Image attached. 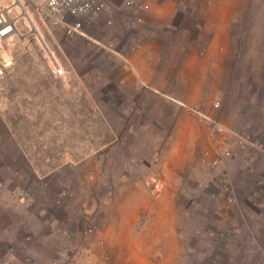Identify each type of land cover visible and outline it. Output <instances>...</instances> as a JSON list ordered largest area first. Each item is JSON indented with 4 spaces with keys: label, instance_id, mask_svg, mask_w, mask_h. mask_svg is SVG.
<instances>
[{
    "label": "rangeland",
    "instance_id": "1",
    "mask_svg": "<svg viewBox=\"0 0 264 264\" xmlns=\"http://www.w3.org/2000/svg\"><path fill=\"white\" fill-rule=\"evenodd\" d=\"M44 1L0 0V12H7L15 29L4 41L13 66L0 77L3 161L23 170L24 153L48 170L62 155L64 180L55 191L61 215L69 210L79 219L66 232L88 250L105 222L118 230L114 222L121 212L134 219L135 230L149 214H127L123 192L75 177V166L89 154L110 152L117 169L135 170L145 158L151 170L175 141L171 167L193 178L186 189L172 193L173 206L152 217L161 222L154 227L161 237L143 241L149 254L124 264H229L232 257L215 254L222 251V239L213 249L201 241L200 149L205 131L220 125L231 126L237 135L252 130L264 136V0H169L171 8L146 29L132 9H111L96 23L84 21L86 37L64 36L45 25L38 16ZM142 40L167 43L159 54L145 55L144 64L170 67L168 78L156 74L164 85L158 93L120 94L125 75L135 71L125 57L139 52L131 46ZM58 67L63 74H56ZM138 86L144 87L141 81ZM19 186L26 190L24 182ZM115 230L113 237L119 234ZM114 244L118 251L132 241L120 238ZM256 253L250 264L264 263L262 250ZM121 258L126 259L116 256L120 263Z\"/></svg>",
    "mask_w": 264,
    "mask_h": 264
},
{
    "label": "crops",
    "instance_id": "2",
    "mask_svg": "<svg viewBox=\"0 0 264 264\" xmlns=\"http://www.w3.org/2000/svg\"><path fill=\"white\" fill-rule=\"evenodd\" d=\"M142 1L150 6L149 11L132 9L142 29L149 28L158 14L162 15L172 6L169 0ZM114 5L112 10L115 11L130 9L124 0L120 3L115 0ZM92 21L96 23L98 17ZM166 44L142 40L139 46H131V51L136 47L140 51L125 57V62L135 71L125 75L120 94L133 96L159 92L164 85L160 75L156 74L162 73L168 78L170 67L157 70L152 63L147 66L144 56L159 54ZM138 81L144 87H139ZM135 83L137 86L131 87ZM218 128L220 130L205 131L200 149L201 241L203 246L206 244L213 249L215 242L222 239V251L216 255L232 257L229 264H250L257 250H262L264 255V136L262 131L252 130L237 135L239 132L229 125ZM171 143L167 157H162L151 170L145 158L135 170L127 165L117 169L112 164L110 152L89 154L75 166V177H82L109 191L123 192L121 196L125 199L127 214L139 215L142 211L149 214L141 223V229L135 230L134 219L124 217L121 212L114 222L119 225L116 229L119 234L113 237L115 227L111 221L105 222L102 233L91 242L88 250L82 249L79 239L66 232L79 219L69 210L67 215H61V198L55 191L64 180L62 155L51 160L52 167L48 170L35 166L24 153L21 154L23 170L5 163L0 155V176L3 177L0 180V264H124L149 254L143 241L161 237L154 228L161 222L152 217L160 214L159 209L173 206L172 193L180 187L186 189L188 180L193 178L189 173L181 174L172 169L174 156L170 152L175 149V141ZM19 182L25 183L26 190L20 188ZM21 193L25 196L21 197ZM120 238L132 241V246L116 251L114 241L118 243ZM116 256L126 259L121 258L120 263Z\"/></svg>",
    "mask_w": 264,
    "mask_h": 264
},
{
    "label": "built area",
    "instance_id": "3",
    "mask_svg": "<svg viewBox=\"0 0 264 264\" xmlns=\"http://www.w3.org/2000/svg\"><path fill=\"white\" fill-rule=\"evenodd\" d=\"M125 6L137 11H149L150 6L142 0H124ZM115 0H45L38 8L40 20L64 36H84V21H90L99 17L105 11L115 7ZM7 12H0V77L8 75L13 66V59L4 47L6 39L3 29L7 22L4 15ZM14 27V25H12ZM57 75L63 74V69L57 68ZM21 197L25 195L20 194ZM94 228L90 227L88 234L92 233Z\"/></svg>",
    "mask_w": 264,
    "mask_h": 264
},
{
    "label": "bare ground",
    "instance_id": "4",
    "mask_svg": "<svg viewBox=\"0 0 264 264\" xmlns=\"http://www.w3.org/2000/svg\"><path fill=\"white\" fill-rule=\"evenodd\" d=\"M4 19L7 22V24L4 25L3 33H4L5 37L8 38L9 36H11L15 32V29H14V27H12L13 22L9 18L8 14L4 15Z\"/></svg>",
    "mask_w": 264,
    "mask_h": 264
},
{
    "label": "water",
    "instance_id": "5",
    "mask_svg": "<svg viewBox=\"0 0 264 264\" xmlns=\"http://www.w3.org/2000/svg\"><path fill=\"white\" fill-rule=\"evenodd\" d=\"M18 1V0H17ZM23 10H24V8H23V6L19 3L18 4ZM25 15H26V17L29 19V17H28V15H27V13H25ZM31 25L33 26V28L35 29V27H34V25H33V23L31 22ZM0 29H2V27L0 28ZM34 32L38 35V37H39V39H40V41H41V43L44 45V47L47 49V47H46V45H45V43L43 42V39L41 38V36L39 35V33L37 32V30L35 29L34 30Z\"/></svg>",
    "mask_w": 264,
    "mask_h": 264
}]
</instances>
